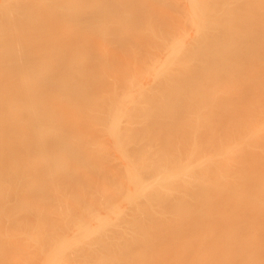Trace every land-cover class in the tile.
<instances>
[{"label": "bare ground", "instance_id": "obj_1", "mask_svg": "<svg viewBox=\"0 0 264 264\" xmlns=\"http://www.w3.org/2000/svg\"><path fill=\"white\" fill-rule=\"evenodd\" d=\"M246 1L0 0V61L10 80L20 76L21 81L13 105L24 100L34 133L51 126L54 134L49 140L45 133L33 136L26 120L17 127L0 125V169L18 152L5 142L17 130L27 132L22 149L33 154L59 156L70 145L80 151L101 145L113 154L115 164L109 165L116 168V183L103 186L97 196L120 200L114 209L123 216L101 233L93 220L82 229L76 224L73 230L80 231L72 230L71 238L38 219L34 237L23 228L20 244L0 240V264H71L64 248L83 250L70 257L75 264H141L128 261L137 255L126 250L136 251V240L155 252L166 248L173 264H264V0H254L256 7ZM97 23L110 24L95 35L103 60L94 57L89 38ZM105 37L114 40L113 47ZM97 74L101 81L95 83L104 91L94 83L86 92L90 104H78L86 97L77 96L75 87ZM104 92L106 102L99 108L96 100ZM86 120L97 128L85 143L77 122ZM77 156L68 153L65 163ZM40 161L28 159L30 173L51 175L52 165L38 169ZM108 181L109 175L103 182ZM63 189L61 182L59 199ZM30 191L41 202L40 214L51 212L49 189ZM82 208L63 210L81 214ZM37 236L44 254L39 260L32 250ZM44 238L54 246L51 253ZM19 247L28 254L20 256ZM159 256L151 253L144 264H161Z\"/></svg>", "mask_w": 264, "mask_h": 264}, {"label": "rangeland", "instance_id": "obj_2", "mask_svg": "<svg viewBox=\"0 0 264 264\" xmlns=\"http://www.w3.org/2000/svg\"><path fill=\"white\" fill-rule=\"evenodd\" d=\"M157 1H159V0H157ZM171 1H173V0H171ZM231 1H233V0H231ZM245 4H246L245 6H251V7H256L255 5H257L254 0H249V2L246 1ZM156 5H158V2H156ZM0 7H1V5H0ZM2 7H3V5H2ZM86 7H88V6H86ZM94 7H96V6H94ZM158 7H156V8H158ZM0 9H2V8H0ZM91 9H92V7H90L88 10H91ZM111 15H112V13H111ZM242 19H243V16H240V18H238L237 21L241 22ZM25 23L26 22L21 23L20 25L23 26ZM98 24L99 23H97V25ZM113 24H116V22ZM113 24H111L110 27H113V26L115 27V25H113ZM102 25H103V23H102ZM102 25H101V27H102ZM105 26L108 27L107 25H104L103 27H105ZM117 26H118V24H117ZM101 27L99 25L97 28L95 27L96 29L92 30L93 35L89 34V33H91V30H90V32L88 34L91 36H89V38L95 37L96 33L98 32L97 29L100 30ZM110 27L108 28L109 30H110ZM108 29H107V31H108ZM81 30L82 29H80L79 34L81 33ZM104 30L102 32H104ZM100 32H98L97 34L100 35L99 34ZM84 33L85 32H83V35L82 34H80V35H82L84 37ZM79 34L77 33L78 36H79ZM107 35H108L107 37L112 36L111 34L109 35L108 32H107ZM82 36H81V38H83ZM102 36H100V37H102ZM143 36H147V35H143ZM236 36L240 37L238 35V33L236 34ZM96 37L98 39V36H96ZM96 37L94 38L95 40L92 38L90 40V41H92V40L94 41V42H92L94 44L90 43V45L92 44L91 45L92 48H93V45H95V48H94L95 54L93 53L94 52L93 49H92V51H93L92 53L94 54V57L97 58V60H101V59L103 60L104 59L103 57L101 59L98 58V57H101V56H98L99 55L98 51L96 53V50H97L96 46L98 48V44L96 42L98 40H96ZM107 37H105V38L107 39ZM112 37H114V36H112ZM128 37H130V36H128ZM79 38H80V36H79ZM79 38H77V42H78ZM86 38H88V36H86ZM106 39H105V41H106ZM129 39L131 40V38H129ZM141 39H142V37H141ZM141 39L139 42V43H141V45L147 44L144 41L146 38H143L144 40L142 39L143 43L145 42L144 44H142ZM146 40L148 42V38ZM80 41H82V40H80ZM80 41H79V43H80ZM101 41H102V38H101ZM105 41H103L102 44H104ZM108 41H110V44L106 42L108 44V47L111 45L113 47L114 46V44H113L114 40L112 42V38H111V40H108ZM118 41L117 40L115 41L116 42L115 46H116ZM129 41H128V43L125 42L126 45L132 44V42L129 43ZM132 41H134V40H132ZM85 42H87V41H84V39H83L84 44H85ZM95 42L97 45L95 44ZM98 42H100V38H99ZM79 43H78L79 46H81L83 44L82 42L80 43L81 45ZM88 43H89V41H88ZM88 43H87V45H88ZM119 43L118 44L121 46L122 42H119ZM133 43L135 44L137 42H133ZM84 44L82 45L83 47H84ZM102 47H104V49H105V46H102ZM112 47L110 48L111 51L115 50V49H112ZM117 47H115L116 50L118 49ZM142 48L144 49V47H142ZM80 49H82V48L80 47L79 51H80ZM139 50H140V48H139ZM143 52L141 55H143ZM137 54H139V53L137 52ZM104 55H106V54L104 53ZM132 56H133V54H132ZM135 56H137V55H135ZM12 57L14 58V60H16L17 53L13 52ZM137 57H139V56H137ZM145 57L147 58L148 55ZM146 60H144V61H146ZM149 62L150 61H148L147 63H149ZM147 63H146V65L142 64V66L144 65V67H145L147 65H150V63L149 64H147ZM3 64L4 63H2L0 61V110L4 111V116L0 117V125L4 127L7 124H12L13 126L17 127L18 125H20L22 123L23 120H26L30 131H32L31 135H33V136L38 135L41 137V135L43 133H45V134H47V136H46L47 139L48 138L52 139L54 134L50 133V131H51L50 127L51 126H48L43 131L37 130L34 133V128H33L34 125L31 126V124H32L31 116L26 110L27 109L26 104H25L23 99H19L16 102L17 104H15V106L13 105V101L16 98V95L19 96L17 90L20 91V89H21L19 86V84L21 82L20 76L19 77L16 76L15 79L10 80L9 70H8V68L3 67ZM46 70H49V69H46ZM111 70H113V68ZM94 73H95V71H94ZM115 73H117V71H115ZM118 73H117V75H118ZM129 74H131V73H129ZM129 74H128V76H129ZM76 76L80 77V75H76ZM119 76H120V74H119ZM130 77H132V75ZM130 77H129V79L132 82L133 78L131 79ZM96 80L101 81V79H99L98 74L95 78H90L89 83H87L84 78L81 79L79 81V84L75 87L74 93L79 97H86L87 89L89 88V86L94 84ZM96 85L98 87V90L104 91V86L102 84H96ZM101 94L102 95L98 98V100L95 99L96 100V106L99 108H103L104 104L106 102L104 94L108 95L105 92L101 93ZM91 98L92 97H86L84 99H81L78 104L89 105ZM119 99L117 102H119ZM109 100H111V99H109ZM109 100H108V104H109ZM97 101H100L98 103V105H97ZM120 101L122 103V99H120ZM119 103H117V104H119ZM106 105H107V103H106ZM121 105H123V104H121ZM100 111H101V109H100ZM56 122H58V121H56ZM58 125H60L62 127L64 126L61 121H59ZM77 125L80 127V130L83 132L82 133V139L85 140V143L88 142L87 138L90 137L92 135V133H94L93 131H95V129L97 128L96 125L91 120H86L83 122H77ZM27 131H29V130H27ZM26 133L27 132H24L22 130H17L14 134H12L11 136H9L8 138L5 139V142L10 146L15 147V149H18V152H16V155L14 156V158L11 160V162L4 169H0V207H1V209H0L1 210L0 211V240L3 239V240H6L7 242L13 241V242H17V244H20L22 241L19 240L20 239L19 234H22V232L18 233V231L20 229H23V228L26 229V231H25L26 234H32L33 235L32 237H34L36 234L35 231L38 229V226L36 224L38 219H47L49 222H51L55 225V227L57 228L56 229L57 232L62 231L61 233H58L59 235L60 234H62V235H66V234L68 235L69 234L70 236L69 235L68 236L71 238V236H72L71 234H73V233L75 234V232L78 233L80 231V229L89 227L92 224L91 220H93V222H94L93 225L95 224V227H97L94 230L101 233V232H104L107 228H113L114 223H118L123 218L122 212L120 210L114 209V207L120 203V200L118 202H116V200H108L107 201L105 198L101 199L100 197L97 196L98 191L103 186L109 187V183H113V184L116 183V180H115L116 168H112V166L109 165V164H112V165L115 164L113 161L114 160L113 156H112L113 154H110L109 152H105V148L102 147L101 145H99V147L96 149H88V150H82V151L78 150L75 146L70 145L69 147H67L68 151L62 152L59 156L40 154V152H37L39 154H37V153L33 154V152L35 150L32 153H31V151H30V153L24 152L22 147H23V143L28 138V135ZM29 137H30V135H29ZM99 140H102L101 137ZM0 149H1V147H0ZM68 153L69 154L76 153L78 155L76 157V160L70 161V163H69V161H67V163H65L66 155ZM31 157H40L41 158V161L36 165V166H41V167H38V169L39 168H45V165L51 164L53 167L52 174L47 176V177L33 176L30 173L31 165L28 163V159ZM14 160H15V162H13ZM93 165H102V166L94 168V167H92ZM113 170H115V171H113ZM108 175H109V181L103 182L104 178ZM72 180H75V181H72ZM61 182H64L63 191H64L65 197L59 199L58 196L56 197L55 192H56V189ZM105 184H107V185H105ZM113 184H110V185H113ZM38 188L49 189V193H50V195H52V198L48 201V203L52 207V210L49 213L40 214V211L38 209V204H40L41 202L37 201L35 199L34 195L32 196L33 193L30 190L38 189ZM93 191H94V193H93ZM74 205H78L81 208L84 207V210L82 211L81 214L74 213V212H76L74 210H73L74 212H72V211L66 212L63 210V209H71ZM109 205H111V206H109ZM95 221H100V222L104 221L105 226L103 228H99L98 227L99 225L96 226V223H98V222H95ZM13 222H15V223H13ZM16 222L17 223L20 222L21 224H17ZM14 224H16V225H14ZM76 224H78V225H76ZM75 225L80 228L79 230H77L78 232L76 230L75 231L73 230V227ZM93 225H92V227H93ZM75 229H77V228H75ZM72 230L74 231L73 233H72ZM11 234L13 237L16 236L15 237L16 239H14V238L10 239ZM78 235L80 236V234H78ZM126 235L130 236L128 231H127ZM20 237H21V235H20ZM69 237L66 236V238H69ZM81 238L83 239V242H84V239H86L85 242H88V240H89L87 237H81ZM34 239L36 242H34L32 244V246H33L32 250H33V253L35 256V260H39V259H42L44 257V254H42L40 252V245L41 244L39 242H37V241H40L41 238L39 236H37ZM23 241H24V239H23ZM43 245L46 247V249L49 253L52 252L54 246L48 238H44ZM84 245H86V243H84ZM83 247L84 248L86 247V249H88L87 246H83ZM134 249L136 251H132L131 247L126 249L127 252L131 251V252L137 253V255L135 257L129 258V260H128L129 262L144 264L147 261H149L150 254L154 253L155 256L161 255V256H159V259L161 260V264H173V261L170 259L171 255L166 251V248H159L158 251L155 252L154 246H148L145 243H143L142 241L136 240V242L134 243ZM17 250L18 251L24 250V253L22 252L19 254L20 256H26L28 254L27 249H24L22 247L21 248L19 247V249L17 248ZM63 250L66 254L65 261L69 258L71 264L77 263L76 260H75V262H73L74 260L73 261L71 260L72 254H74V253L76 254V252L78 253L80 251L83 253V250L74 251V253H73L72 248L70 250H66L64 248ZM69 254H70V256H69ZM73 256H75V255H73ZM87 256H90V255H87ZM81 259L82 258H80V260ZM84 259H86V258H84ZM40 262L38 261V263H40ZM220 263L221 262L218 261V264H220ZM30 264H37V262L33 261ZM114 264H121V262H116ZM231 264H238V261H235L234 263H231Z\"/></svg>", "mask_w": 264, "mask_h": 264}]
</instances>
